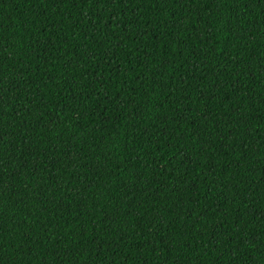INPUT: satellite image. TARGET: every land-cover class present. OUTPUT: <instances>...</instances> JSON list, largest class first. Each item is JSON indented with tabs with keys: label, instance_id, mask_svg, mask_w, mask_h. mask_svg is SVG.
<instances>
[{
	"label": "trees",
	"instance_id": "16d2710c",
	"mask_svg": "<svg viewBox=\"0 0 264 264\" xmlns=\"http://www.w3.org/2000/svg\"><path fill=\"white\" fill-rule=\"evenodd\" d=\"M0 264H264V0H0Z\"/></svg>",
	"mask_w": 264,
	"mask_h": 264
}]
</instances>
